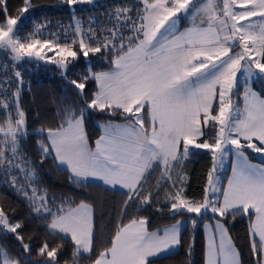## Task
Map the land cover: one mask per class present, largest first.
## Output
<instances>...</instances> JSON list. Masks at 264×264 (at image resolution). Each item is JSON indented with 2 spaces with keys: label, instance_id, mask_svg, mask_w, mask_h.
Wrapping results in <instances>:
<instances>
[{
  "label": "snow or ice",
  "instance_id": "6c2138e0",
  "mask_svg": "<svg viewBox=\"0 0 264 264\" xmlns=\"http://www.w3.org/2000/svg\"><path fill=\"white\" fill-rule=\"evenodd\" d=\"M66 2L75 5L80 0ZM6 5L7 0H0V10L4 12L0 51L11 53L13 62L49 59L66 71L69 58L76 60L78 50L84 57L102 49L114 54L109 71L89 73L79 82L70 81L84 108L68 107L58 127L34 133L44 137V141H37L42 155L54 159L57 166H66L62 170H70L74 184L86 185L94 178L113 189H126L127 210L129 201L141 208L152 203V193L147 192L145 184L154 162H159L156 167H163L162 178L167 181L171 179L168 173L173 162L179 166L189 157L190 149H206L212 154L213 166L201 201L187 199L183 189L173 185L174 191L167 194L169 210L173 217L194 214L193 226L212 215L213 225H205L210 232L205 264H242L240 251L223 218L254 215V222L249 224L250 250L255 264H264V158L253 164L246 154L247 150L264 153V99L246 92L242 113L238 106L234 108L231 99L237 73L243 70L249 78L264 74V0H140L141 7L135 10L134 18L129 15L131 9L117 10L116 27L106 30L102 39H97L102 34L91 28L83 32L76 21L75 38L64 43L37 38L43 35L41 26L22 37L17 26L19 17L9 16ZM30 6L31 0H24L20 12H27ZM187 17L192 18V25L179 31V22ZM198 18L200 22L196 23ZM69 43H78L79 49ZM45 50L53 56L48 57ZM20 75L15 73L17 85L23 83ZM89 79L96 84L90 99L85 91ZM19 93L17 87L11 94L14 114L8 104L0 101V110L6 116L5 125L0 126V170L8 175L13 170L23 173L24 184L32 194L29 196L24 188L17 190L33 205V213L50 218L46 229L70 239L73 264H77L76 257L92 259L85 255L95 253L91 205L81 201L75 207L57 205L53 211L48 201L54 204L55 199L46 192L38 195L32 187L36 173L26 157L20 155V141L28 132ZM93 110L124 121L104 124L103 135L95 141L94 149L84 131V118ZM206 130L212 132L211 143L204 138ZM228 156H234L235 161L225 189L214 174L223 168ZM17 183L13 176L14 188ZM160 191L158 188L157 195ZM183 224L177 220L169 227L150 232L146 218H133L118 226L109 246L96 255L94 264H150V257L168 254L181 243ZM0 228L15 234L24 253L13 258L0 247V264H34V245L25 243L17 231L23 229L22 223H10L0 209ZM58 251L59 245L50 246L44 241L36 249V255L44 259L36 264H60Z\"/></svg>",
  "mask_w": 264,
  "mask_h": 264
},
{
  "label": "trees",
  "instance_id": "16d2710c",
  "mask_svg": "<svg viewBox=\"0 0 264 264\" xmlns=\"http://www.w3.org/2000/svg\"><path fill=\"white\" fill-rule=\"evenodd\" d=\"M7 14L13 18L20 17L24 20L22 25L24 30L31 31L37 26L46 25L49 37L45 39L58 40L61 43L71 41L75 38L74 29L76 21L80 22L83 31L92 29L97 35V39H102L107 35L108 29L116 27L115 13L118 9L128 8L132 11L129 15L136 16V9L141 7L140 0H80L75 5H69L66 0H31L28 11L21 13L24 0H7ZM4 20V12L0 10V21ZM189 23L185 19L182 21V28ZM55 34V35H52ZM129 33L125 32V35ZM119 35V33H117ZM127 42V41H125ZM71 44V43H69ZM73 45V44H71ZM78 50V43L73 45ZM114 54L102 49L100 53L89 52L84 57L78 50L76 60L68 64V69L62 70L53 61L32 60L25 58L20 62H13L12 54L0 51V101L9 105V109L14 114L15 109L11 108L12 93L20 88L19 106L24 111L26 117V129L28 135L20 141L22 149L20 155L26 157L28 163L36 173V182L32 185L37 189V194L47 193L48 197L55 199L48 201V207L56 211V206L71 207L81 201L89 203L94 210V254L92 259L84 256L76 257L77 264H94L96 255L109 246L119 225L130 222L133 218H146L149 228L155 230L167 224L185 220L186 226L181 235V246L162 257L153 259L150 264H205L206 261V238L205 224L213 221L212 215L198 221L193 226L191 220L194 214L186 213L183 216L173 217L169 210L170 200L167 194L176 188H182L184 196L193 201H201L204 189L207 184V176L213 166L212 154L208 150H190V155L186 160H182L179 166L173 163L168 175L170 180L165 181L163 167L153 165L151 176L145 184L147 192L152 193V203L144 205L128 202V208L124 205L127 200L126 191L113 189L101 183L86 182V185L74 184L70 179V170H62L57 166L54 159L47 158L40 152L37 141H44L42 135H35L39 129L56 128L63 119L64 110L68 107L74 109L84 108V103L80 100L77 90L70 84L71 80L80 79L89 73H97L111 69V61ZM20 72L21 85L16 84L15 73ZM243 83L233 92L234 96L242 97ZM253 88L264 96V79L257 78L253 82ZM86 94L90 99L91 93L96 91V84L88 80ZM215 108V104L213 106ZM113 117L104 112L93 110L84 118L85 129L91 146L102 134L101 123ZM119 118V117H116ZM14 119V115H13ZM6 116L0 110V126L5 125ZM147 121L145 126H147ZM47 143V141H45ZM243 143V142H242ZM7 148V145L4 146ZM248 155L254 161H262L256 152L247 150ZM7 154V152H6ZM42 161V163H41ZM7 161H5V166ZM25 167V165H21ZM66 169V168H64ZM230 169L224 171L221 178V188H224ZM15 176L18 183L15 188L12 185V177ZM23 173L13 170L11 175L0 170V209L8 216L10 223L20 222L22 230H17L22 235L25 243L34 245L31 252V260L36 262L44 259L36 255L38 249L44 241L50 246L59 245L58 259L60 264H73V243L69 238H61L54 235L46 225L51 222L50 218L45 219L31 211L33 205L17 189L28 186L22 179ZM183 178V183H180ZM160 188L159 195L157 189ZM29 196L31 191L28 190ZM63 198V199H62ZM226 226L240 251L242 264H255V257L250 250L249 224L253 222L254 215L249 218L247 215L231 216L223 218ZM0 247H3L11 257L20 258L24 255L20 242L15 234L9 233L0 228Z\"/></svg>",
  "mask_w": 264,
  "mask_h": 264
},
{
  "label": "rangeland",
  "instance_id": "374dc122",
  "mask_svg": "<svg viewBox=\"0 0 264 264\" xmlns=\"http://www.w3.org/2000/svg\"><path fill=\"white\" fill-rule=\"evenodd\" d=\"M200 2L203 3L204 0H200ZM218 2H219V0H218ZM184 19L186 20L187 23H189L188 25H186L187 28H188V26L190 27V26L192 25V23H193L192 18H191V17H187V18H184ZM182 21H183V19H182V20L179 22V24H178V29H179V31H184V30L186 29V28H184L183 30H180L181 27H182V25H181V24H182ZM199 22H200V20H199V18H198V19L196 20V23H199ZM23 23H24V20H22V19L19 17V19L17 20V26L20 28V35H21L22 37H23V36H28L29 34H31V33H33V32L36 31L35 28H34L33 30H31V31L24 30L23 27H22ZM38 26H39V25H38ZM46 28H47V27H46L45 24H43V25L40 27L39 31L42 32L43 35H42V36H38L37 38L45 39V36L49 37V33H47V31H46L47 29H46ZM36 29H37V28H36ZM82 31H83V30H82ZM87 31H88V30H87ZM87 31H83V32H87ZM48 39H50V38H48ZM56 41H57V40H53V42H56ZM69 46L74 48V46L71 45V44H69ZM45 52L47 53V56H48V57L53 56V53H52V52H48L47 50H45ZM56 59H59V57H56ZM45 61H52V60L45 59ZM71 61H72L71 58H69V63H70ZM243 63H244V62L242 61V64H243ZM254 71H256V72L258 73V70H254ZM257 77H261V78L264 79V74H259V75H256V76H253V77L249 78V77H247L245 74H243V70H242V72L237 73V85H236V87L233 88L231 99L234 97L233 92H234V91L238 88V86H239L240 84H242V83H243V86H244L245 90H250V89H252V87H253V81H255ZM235 97H237V96H235ZM232 100H233V99H232ZM232 102H233V101H232ZM233 106H234V105H233ZM234 108H235V106H234ZM147 126H148V125H147ZM147 126H146V127H147ZM204 138H206V139L208 140V142L211 143V142H212V132L209 131V130H206V136H205ZM204 138H203V139H204ZM190 150H206V149H190ZM256 154H257V156H259L258 158H261V159H262V157H264V153H256ZM229 159H230V156L226 157V159H225V161H224L223 168H222V169H219V171H218L217 173L214 174V176H219V179H220L221 182H222L221 178L223 177V175H224V171H225V169L227 168L226 164H228ZM218 167H219V166H218Z\"/></svg>",
  "mask_w": 264,
  "mask_h": 264
},
{
  "label": "crops",
  "instance_id": "0c3cea01",
  "mask_svg": "<svg viewBox=\"0 0 264 264\" xmlns=\"http://www.w3.org/2000/svg\"><path fill=\"white\" fill-rule=\"evenodd\" d=\"M189 27V26H188ZM184 28H187V26H185ZM184 28H182V29H180V30H183ZM236 51H239V49H236ZM110 70V69H109ZM109 70H104V71H100V72H107V71H109ZM97 73H99V72H97ZM257 78H261V77H257ZM256 78V79H257ZM254 82V81H253ZM246 92H254V93H256L257 94V96L260 98V99H264V96L263 95H261L256 89H254L253 87H252V89H250V90H245V88H243V91H242V97H233L232 99V101H233V105L235 106V107H239V109H240V112L242 113L243 112V108H244V103H245V93ZM108 122H112V123H117V124H123L124 123V121L122 120V119H120V118H111V119H109V120H106V121H104V122H102L101 123V127L104 125V124H106V123H108ZM84 131H85V133H86V136H87V132H86V129H85V124H84ZM101 135H103V129H102V134ZM100 135V136H101ZM99 136V137H100ZM99 139V138H98ZM203 139V138H202ZM87 140H88V143H89V139H88V136H87ZM243 142V141H242ZM254 143H256V141H254ZM89 145H90V143H89ZM90 147H92L93 149L95 148V145L94 146H91L90 145ZM181 151H182V149H181ZM247 155H248V153H246ZM248 157H249V160L251 161V163H253V164H258V163H261V161H254V160H252L251 158H250V156L248 155ZM262 158H264V157H262ZM234 161H235V157L234 156H230V159H229V162H228V164H226V166H227V168L226 169H230V173H229V175H228V178H230L231 176H232V164L234 163ZM157 163H159L158 161L157 162H154L153 163V165H155V164H157ZM174 163V162H173ZM63 168H66V166H62ZM225 169V170H226ZM87 182H96V183H101V184H103V182H101L100 180H98V179H94V178H90L89 179V181H87ZM227 183H228V179H227V181H226V185H225V189L227 188ZM103 185H105V184H103ZM105 186H108V185H105ZM108 187H110V188H112L111 186H108ZM115 189H121L119 186H117V188H115ZM121 190H124V191H127L126 189H121ZM86 203V202H85ZM86 204H89V203H86ZM78 205V204H77ZM90 205V204H89ZM76 206V205H75ZM75 206H71V207H75ZM92 207V206H91ZM92 212H93V218H94V210H93V207H92ZM254 220H255V217H254ZM254 220H253V222H254ZM181 221H184V224H183V227H182V229H181V235H182V232H183V230H184V228H185V226H186V221L185 220H181ZM176 223V222H175ZM175 223H172V224H167V225H164L163 227H161V228H159V229H163V228H165V227H169V226H171V225H173V224H175ZM213 223H214V221H209V222H207L205 225H209V226H211V225H213ZM227 227V226H226ZM204 229H205V227H204ZM228 229V228H227ZM148 230L150 231V232H154V231H156L157 229H155V230H153V229H151V228H149V225H148ZM209 234H210V232L208 231V230H206L205 229V238H206V245H207V241H208V237H209ZM228 234L231 236V234H230V232H229V229H228ZM231 238H232V236H231ZM232 240H233V238H232ZM233 242H234V240H233ZM235 244V243H234ZM180 246H181V243L178 245V246H176L174 249H172L169 253H171V252H173V251H176V250H178L179 248H180ZM236 246V245H235ZM237 247V246H236ZM238 249V248H237ZM168 253V254H169ZM164 255H167V254H161L160 256H158V257H150L149 258V261H151V260H153V259H156V258H159V257H162V256H164Z\"/></svg>",
  "mask_w": 264,
  "mask_h": 264
}]
</instances>
